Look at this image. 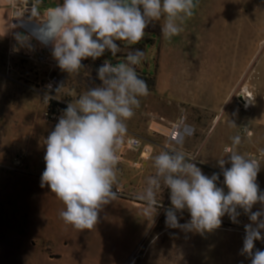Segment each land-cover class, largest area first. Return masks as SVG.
Wrapping results in <instances>:
<instances>
[{
  "label": "rangeland",
  "instance_id": "1",
  "mask_svg": "<svg viewBox=\"0 0 264 264\" xmlns=\"http://www.w3.org/2000/svg\"><path fill=\"white\" fill-rule=\"evenodd\" d=\"M39 2L0 0V264H67L61 258L64 254L86 257L104 252L93 247L89 230L72 235L50 224L54 193L40 187L45 161L37 150L50 130L36 120H58L57 110H63L55 99L59 78L57 85L49 86L53 76H98L103 61L115 57L106 51L96 60H83L79 73L62 71L52 45L43 44L38 32L54 3L44 5L47 10L40 15ZM163 23L162 18L149 24L136 45L118 41L120 62L130 51L143 50L145 59L136 71L148 87L159 82L188 89L201 104L215 103L239 115L238 130L245 134L243 130L251 127V137L263 143L264 0H199L194 15L182 25L184 30L171 40L162 35ZM18 35L25 38L22 44ZM216 173L217 186L227 192L218 162ZM257 183L264 192V172L258 173ZM156 199L162 207L153 224L132 226L130 236L138 239L128 240L126 248L122 240L107 241L114 264H251L242 253L244 226L251 223L243 209H237L238 223L225 215L219 229L201 235L166 225L170 190L164 188ZM262 209L264 205L257 203L252 211ZM177 216L182 225L190 220L187 210ZM110 227L102 224L96 236H107ZM255 250H264V240L255 241Z\"/></svg>",
  "mask_w": 264,
  "mask_h": 264
},
{
  "label": "clouds",
  "instance_id": "2",
  "mask_svg": "<svg viewBox=\"0 0 264 264\" xmlns=\"http://www.w3.org/2000/svg\"><path fill=\"white\" fill-rule=\"evenodd\" d=\"M198 3L199 0H63L42 21L39 38L43 44L52 45V56L62 71L79 73L84 68L83 60H96L106 51L117 57L121 51L118 41L138 44L149 24L162 18V35L171 40L184 30L182 25L194 15ZM17 40L22 44L25 38L18 35ZM144 59L145 52L137 48L122 62L105 60L97 69L102 83L70 101L45 139L40 187L47 186L63 203L60 218L78 231L95 228L102 208L117 199V150L127 132L126 121L135 115L140 97L149 94L147 82L136 71ZM62 87L59 85L56 91ZM232 139L233 145L240 143L239 136ZM193 161L181 151L162 150L153 158L155 174L148 177L140 198L156 210L161 206L157 192L167 188L171 207L166 210V225L201 235L219 229L225 215L238 223L237 209H243L251 223L244 226L242 253L251 258V264H264V250L253 251L255 241L264 240V209L252 211L257 203L264 205V192L257 183L260 162L236 151L230 152L227 161L218 159L225 192L224 187L217 186L219 174L209 177ZM226 163L231 166L225 167ZM185 210L190 220L182 225L177 213Z\"/></svg>",
  "mask_w": 264,
  "mask_h": 264
},
{
  "label": "crops",
  "instance_id": "3",
  "mask_svg": "<svg viewBox=\"0 0 264 264\" xmlns=\"http://www.w3.org/2000/svg\"><path fill=\"white\" fill-rule=\"evenodd\" d=\"M52 2L56 1L41 0L38 4L40 7L38 14L41 15L47 10L44 5ZM53 5L56 7L59 4L54 3ZM120 58L115 57L112 62L120 61ZM57 77L59 78L58 86L63 84V87L60 91H56L55 99L65 107L89 88L102 83L98 76ZM48 79L49 77L44 78V80ZM193 97L188 89L163 87L159 82L154 88L149 87L147 96L140 97V106L135 109V115L126 121L127 132L117 150L119 157L118 183L114 186L117 199L102 208L97 225L89 230L90 235L94 238L93 247L100 246L104 252L86 257L64 254L61 258H64L67 264H114L112 246L108 245L107 241H113L114 238L117 241L122 240L126 248L128 240L138 239L130 236L133 230L132 226L153 224L154 216L158 215V209L162 207V204L160 203L161 206L155 210L150 208L149 204L140 196L147 187L148 177L155 174L153 158L162 150L183 152L189 160H194L193 162L209 177L217 172L218 159L224 158L227 161L231 151H236L247 157H250L252 152L264 151V142L260 143L255 137H251L254 132L250 129L251 127L248 126L246 129L252 132L251 135H247L245 129L243 130L245 134L238 130L242 121L239 115L234 116L231 111L218 107L215 103L201 104L198 99ZM57 112L59 118L62 110H57ZM182 115L185 116L186 122L182 127L180 139L178 141L171 140L169 137L171 127ZM57 122L58 120L48 117H39L36 120L39 127L43 126L50 130L48 135L54 130ZM234 132H237V135L234 136ZM131 136L141 137L144 147L137 150L130 148L126 142ZM236 136L240 137V143L233 145L232 138ZM226 148L229 151L226 152ZM37 150L39 159L44 161L46 151L44 141L38 144ZM230 166V163L225 164V167ZM259 172H264V168H260ZM163 190L162 187L157 195H161ZM54 199L50 202V207L53 209L50 224L54 223L66 231H70L72 235L81 233L83 230L78 231L63 222L59 212L65 206L55 194ZM102 224L111 225V227L107 236L98 237L96 232ZM66 235L68 236V234ZM98 240H101V243Z\"/></svg>",
  "mask_w": 264,
  "mask_h": 264
},
{
  "label": "built area",
  "instance_id": "4",
  "mask_svg": "<svg viewBox=\"0 0 264 264\" xmlns=\"http://www.w3.org/2000/svg\"><path fill=\"white\" fill-rule=\"evenodd\" d=\"M57 83H58V77L53 76L50 79L49 86L53 87L57 85ZM185 122H186V118L184 115H182L180 119H178V121L172 125L170 135H169L171 140L178 141L180 139L182 127L183 125H185ZM246 134L251 135L252 132L250 130H246ZM126 143L130 148L136 149V150L141 147H144L142 138L139 136L129 137ZM249 158L256 159L260 162V164H264V151L252 152ZM136 253L137 251H134L133 254H131L130 258L131 259L135 258Z\"/></svg>",
  "mask_w": 264,
  "mask_h": 264
},
{
  "label": "trees",
  "instance_id": "5",
  "mask_svg": "<svg viewBox=\"0 0 264 264\" xmlns=\"http://www.w3.org/2000/svg\"><path fill=\"white\" fill-rule=\"evenodd\" d=\"M51 103H53V102H51ZM54 103H56V102H54ZM59 105L62 107V109L66 108L63 104H59Z\"/></svg>",
  "mask_w": 264,
  "mask_h": 264
}]
</instances>
